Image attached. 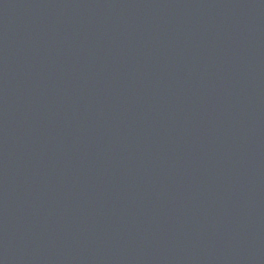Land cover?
<instances>
[{
    "label": "water",
    "instance_id": "water-1",
    "mask_svg": "<svg viewBox=\"0 0 264 264\" xmlns=\"http://www.w3.org/2000/svg\"><path fill=\"white\" fill-rule=\"evenodd\" d=\"M0 264H264V0H0Z\"/></svg>",
    "mask_w": 264,
    "mask_h": 264
}]
</instances>
